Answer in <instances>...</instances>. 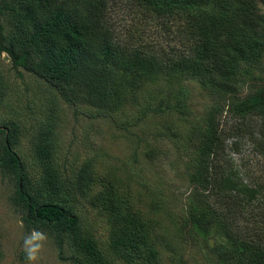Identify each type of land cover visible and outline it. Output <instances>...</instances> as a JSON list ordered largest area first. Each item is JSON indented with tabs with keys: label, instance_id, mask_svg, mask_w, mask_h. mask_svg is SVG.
<instances>
[{
	"label": "trees",
	"instance_id": "16d2710c",
	"mask_svg": "<svg viewBox=\"0 0 264 264\" xmlns=\"http://www.w3.org/2000/svg\"><path fill=\"white\" fill-rule=\"evenodd\" d=\"M131 1L154 18L178 22L187 52H152L121 40L108 14L111 0H22L19 27L28 39L1 44L0 53L6 52L16 68L43 79L69 102L82 100L112 113L133 101L140 110L134 122H127L132 126L149 115L190 116V95L182 84L197 82L212 104L193 125L185 149V231L211 264H264V203L255 204L264 186L241 177L228 148L231 140L234 145L239 136L249 135L264 156V82L244 94L247 82L239 76L242 64L264 54V0ZM148 83H160V88L151 102L140 105L138 93ZM54 133V125L42 131L37 145L41 200L24 191V206L38 223L55 225L61 238L68 234L90 264H107L99 244L81 231L74 210L77 195L89 187L85 169L70 180L55 167ZM10 145L6 139L2 146L5 167L22 179L21 162ZM122 205L113 192L104 202L110 244L140 251L148 246L153 221L140 211L121 217ZM153 207L160 209L162 203L154 201Z\"/></svg>",
	"mask_w": 264,
	"mask_h": 264
},
{
	"label": "rangeland",
	"instance_id": "374dc122",
	"mask_svg": "<svg viewBox=\"0 0 264 264\" xmlns=\"http://www.w3.org/2000/svg\"><path fill=\"white\" fill-rule=\"evenodd\" d=\"M108 14L121 40L147 51L180 55L189 44L177 28L178 22L154 18L131 0H111ZM0 45L12 40H26L20 27L22 0H0ZM0 53V264H26L22 251L23 237L33 229L45 233L38 264H90L77 252L70 236H59L55 225L38 223L27 212L23 192L36 200L43 176L37 155L42 131L55 126L52 162L70 180L85 169L89 186L77 195L74 210L80 229L103 250L107 264H211L206 251L194 245L183 225V206L189 189L184 169L185 149L194 124L202 120L212 99L195 81L184 82L190 95L191 115L174 112L149 115L140 125L132 126L139 107L131 101L116 112L90 106L82 100L64 99L46 81L22 68ZM239 76L253 91L264 82V54L244 63ZM160 83H148L139 95L140 105L151 102ZM75 90V88H73ZM156 92L154 93V91ZM152 94H154L152 96ZM232 120H230L231 124ZM124 124V125H123ZM22 165V179L5 167L2 153L5 140ZM228 143L232 164L250 184L264 186V156L249 135ZM156 150V154L147 153ZM262 186V188H263ZM123 200L122 215L140 211L153 221L148 246L134 251L128 246L110 244V214L104 202L110 193ZM154 201L162 207H153ZM264 203V188L255 204ZM123 219L119 225L123 226ZM153 227V228H152Z\"/></svg>",
	"mask_w": 264,
	"mask_h": 264
},
{
	"label": "clouds",
	"instance_id": "9594fccd",
	"mask_svg": "<svg viewBox=\"0 0 264 264\" xmlns=\"http://www.w3.org/2000/svg\"><path fill=\"white\" fill-rule=\"evenodd\" d=\"M2 55L7 57L8 54L5 52ZM47 239V235L37 229L23 237L22 251L26 264H38Z\"/></svg>",
	"mask_w": 264,
	"mask_h": 264
}]
</instances>
